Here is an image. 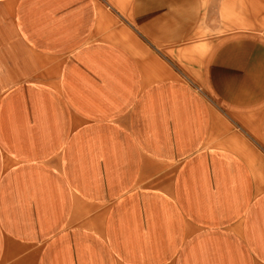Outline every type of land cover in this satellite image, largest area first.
I'll use <instances>...</instances> for the list:
<instances>
[{"label":"crops","instance_id":"0c3cea01","mask_svg":"<svg viewBox=\"0 0 264 264\" xmlns=\"http://www.w3.org/2000/svg\"><path fill=\"white\" fill-rule=\"evenodd\" d=\"M0 264H264V0H0Z\"/></svg>","mask_w":264,"mask_h":264},{"label":"rangeland","instance_id":"374dc122","mask_svg":"<svg viewBox=\"0 0 264 264\" xmlns=\"http://www.w3.org/2000/svg\"><path fill=\"white\" fill-rule=\"evenodd\" d=\"M127 23L126 20V25ZM126 30V35L130 40H134L135 43L140 42L139 37L133 32L131 26H128ZM215 35L216 34L210 32L206 25L202 23L191 38L179 45L166 47L165 53L168 58V66L174 67L176 61L179 65L183 64L197 67L198 64L202 66L213 47L220 40ZM140 44L145 45V48L147 46L144 42ZM150 51L152 56L159 57L157 49L150 47ZM195 73H197V71Z\"/></svg>","mask_w":264,"mask_h":264}]
</instances>
